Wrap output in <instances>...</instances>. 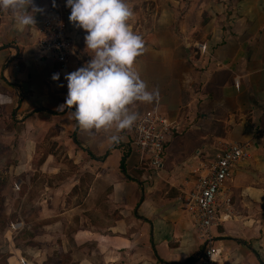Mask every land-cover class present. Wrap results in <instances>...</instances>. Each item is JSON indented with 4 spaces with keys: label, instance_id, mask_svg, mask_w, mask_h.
<instances>
[{
    "label": "crops",
    "instance_id": "0c3cea01",
    "mask_svg": "<svg viewBox=\"0 0 264 264\" xmlns=\"http://www.w3.org/2000/svg\"><path fill=\"white\" fill-rule=\"evenodd\" d=\"M126 2L144 41L135 70L159 90L129 111H156L173 126L157 170L128 135L110 145L114 131H85L59 111L65 74L91 59L66 0H34L44 11L24 29L0 11V135L21 198L19 211L4 210L0 253L8 248L6 264H198L205 242L184 201L199 167L242 143L247 158L220 191L230 203L210 234L221 264H264V0ZM53 16L73 39L63 68L36 47L37 27Z\"/></svg>",
    "mask_w": 264,
    "mask_h": 264
},
{
    "label": "clouds",
    "instance_id": "9594fccd",
    "mask_svg": "<svg viewBox=\"0 0 264 264\" xmlns=\"http://www.w3.org/2000/svg\"><path fill=\"white\" fill-rule=\"evenodd\" d=\"M66 7L71 9L69 22L86 33L84 42L91 59L65 74L68 93L59 111L68 109L69 117L85 131H114L107 142L118 144L119 133L138 119L128 106L159 99V90H148L135 70L144 41L129 26L134 12L126 0H66ZM0 11H10L15 26L24 29L35 26L36 14L44 10L34 0H0ZM51 78L58 81L60 74Z\"/></svg>",
    "mask_w": 264,
    "mask_h": 264
},
{
    "label": "built area",
    "instance_id": "2783aa9c",
    "mask_svg": "<svg viewBox=\"0 0 264 264\" xmlns=\"http://www.w3.org/2000/svg\"><path fill=\"white\" fill-rule=\"evenodd\" d=\"M72 46L73 39L61 16L49 17L37 27V49L53 58L62 68ZM197 47L205 51L204 46ZM137 116L133 126L122 132L131 137V148L142 160L147 161L150 169L157 170L161 165L164 143L173 126L156 111L147 110ZM246 158L245 144L230 143L222 147L212 163L199 167L195 188L183 205L205 242V247L197 258L198 264H221L224 260L221 250L212 244L210 231L220 222V209L229 207L230 199H221L220 191L230 178L233 168Z\"/></svg>",
    "mask_w": 264,
    "mask_h": 264
},
{
    "label": "rangeland",
    "instance_id": "374dc122",
    "mask_svg": "<svg viewBox=\"0 0 264 264\" xmlns=\"http://www.w3.org/2000/svg\"><path fill=\"white\" fill-rule=\"evenodd\" d=\"M2 126V123L0 122V127ZM3 132V131H1ZM1 134V133H0ZM4 136L0 135V245L6 244L7 242V235H5V231H3L8 224L7 218L5 216V209L7 208V204L10 206H16L18 207L21 203V198L13 197L12 192L17 191V187L13 185L11 187V183L15 181L14 176L11 175L10 177L8 174L9 164L14 163V158L12 159V154L8 151V148L4 147L3 144ZM7 145V144H6ZM11 180V181H10ZM16 204V205H15ZM21 206L17 208V211H19ZM8 213V217H9ZM2 249V248H1ZM3 250V249H2ZM4 253L7 256H10V252L4 251ZM1 258V255H0ZM2 264V262H0Z\"/></svg>",
    "mask_w": 264,
    "mask_h": 264
},
{
    "label": "trees",
    "instance_id": "16d2710c",
    "mask_svg": "<svg viewBox=\"0 0 264 264\" xmlns=\"http://www.w3.org/2000/svg\"><path fill=\"white\" fill-rule=\"evenodd\" d=\"M0 255H1L0 262H2V264H6L7 255L5 253H0Z\"/></svg>",
    "mask_w": 264,
    "mask_h": 264
}]
</instances>
